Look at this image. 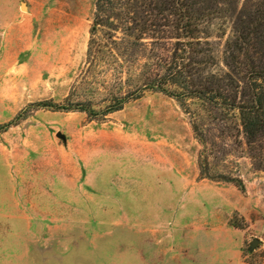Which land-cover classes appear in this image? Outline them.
I'll return each mask as SVG.
<instances>
[{"label":"rangeland","instance_id":"1","mask_svg":"<svg viewBox=\"0 0 264 264\" xmlns=\"http://www.w3.org/2000/svg\"><path fill=\"white\" fill-rule=\"evenodd\" d=\"M97 1L0 0V125L14 122L0 129V264H264V170L230 121H206L204 147L163 93L105 119L36 105L107 104L111 69L87 59ZM259 2L220 6L219 56ZM206 152L215 180L201 172Z\"/></svg>","mask_w":264,"mask_h":264},{"label":"trees","instance_id":"2","mask_svg":"<svg viewBox=\"0 0 264 264\" xmlns=\"http://www.w3.org/2000/svg\"><path fill=\"white\" fill-rule=\"evenodd\" d=\"M260 1L254 17L247 21L238 17L219 56L210 28L224 12L220 6L226 0H98L87 59L93 67L107 61L111 69L115 86L105 99L107 104L100 109L91 100L36 105L105 119L146 91L163 93L190 116L196 138L204 147L208 143L202 131L206 121H230L244 134L256 167L264 170V17ZM117 10L125 11L120 14L125 24L118 29L108 19L113 13L119 20ZM166 28L172 36L166 34ZM119 29L122 36L117 35ZM147 31L157 33H152L153 41L143 42ZM98 32L104 33L103 39ZM173 38L176 41L171 43ZM13 124H2L0 129ZM208 155L201 156V172L215 180ZM220 178L245 190L240 178Z\"/></svg>","mask_w":264,"mask_h":264},{"label":"water","instance_id":"3","mask_svg":"<svg viewBox=\"0 0 264 264\" xmlns=\"http://www.w3.org/2000/svg\"><path fill=\"white\" fill-rule=\"evenodd\" d=\"M25 5H23V7H24ZM59 136H61V137H64L63 135H61V134H59ZM259 243V240L258 239H255L254 241H253V246H255V245H257Z\"/></svg>","mask_w":264,"mask_h":264}]
</instances>
